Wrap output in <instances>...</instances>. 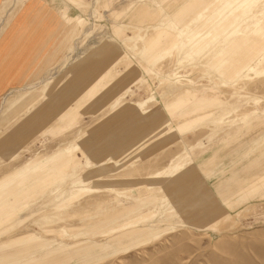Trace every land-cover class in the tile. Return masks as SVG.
<instances>
[{
	"label": "rangeland",
	"instance_id": "obj_1",
	"mask_svg": "<svg viewBox=\"0 0 264 264\" xmlns=\"http://www.w3.org/2000/svg\"><path fill=\"white\" fill-rule=\"evenodd\" d=\"M0 264H264V0H0Z\"/></svg>",
	"mask_w": 264,
	"mask_h": 264
}]
</instances>
